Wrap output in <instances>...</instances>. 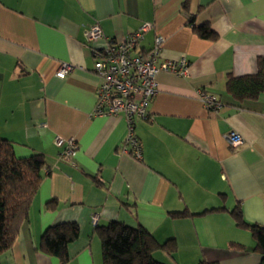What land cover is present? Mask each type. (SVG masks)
Returning a JSON list of instances; mask_svg holds the SVG:
<instances>
[{
    "label": "crops",
    "instance_id": "0c3cea01",
    "mask_svg": "<svg viewBox=\"0 0 264 264\" xmlns=\"http://www.w3.org/2000/svg\"><path fill=\"white\" fill-rule=\"evenodd\" d=\"M191 18L217 39L199 38ZM93 24L103 39L89 43L84 31ZM144 24L151 26L139 51L161 38V58H185L188 74L156 75L149 119L134 126L136 160L121 150L124 116L93 114L99 82L91 49ZM260 57L264 0H0V138L17 157L40 154L46 163L0 264H60L40 241L62 223L79 229L65 264H105L95 228L110 222L142 227L165 245L153 254L162 264H260L252 233L230 211L264 224V94L236 103L225 90L229 74H254ZM62 63L72 71L60 79ZM200 92L221 107L206 109ZM230 132L241 145L229 146ZM69 139L72 161L62 159Z\"/></svg>",
    "mask_w": 264,
    "mask_h": 264
},
{
    "label": "trees",
    "instance_id": "16d2710c",
    "mask_svg": "<svg viewBox=\"0 0 264 264\" xmlns=\"http://www.w3.org/2000/svg\"><path fill=\"white\" fill-rule=\"evenodd\" d=\"M189 24L199 38L209 41L217 39L216 33L208 25L196 27L192 18ZM225 90L236 103L252 101L264 94V58L256 60V72L252 75L236 77L229 74ZM45 164L40 154L17 157L12 144L0 138V257L12 248L22 222L28 217V210L39 188L41 171ZM230 214L238 227L250 230L255 240V251L260 255V264H264V224H247L237 208L231 210ZM182 215L184 214L173 216ZM95 230L101 241L105 264H162L154 259L153 254L165 248V245L158 244L142 227L134 228L119 222H110L96 227ZM78 236L79 229L75 223L49 227L41 237L40 250L46 255L56 257L60 264H65L68 262L67 246Z\"/></svg>",
    "mask_w": 264,
    "mask_h": 264
},
{
    "label": "built area",
    "instance_id": "2783aa9c",
    "mask_svg": "<svg viewBox=\"0 0 264 264\" xmlns=\"http://www.w3.org/2000/svg\"><path fill=\"white\" fill-rule=\"evenodd\" d=\"M144 24L122 42H109L101 48H92L93 74L98 83L94 115L117 117L124 116L127 123V134L122 145V152L134 159H141V143L134 134V126L141 120L149 119V105L157 92L156 75L159 72H170L178 76L188 74V63L185 58L165 60L161 58L162 39L157 38L154 46L148 51H139L143 34L150 28ZM84 36L89 43L103 39L98 24L88 26ZM72 71V66L60 64L56 77L63 79ZM200 100L208 110L217 111L221 105L218 101L199 93ZM230 147L242 144V138L234 132L226 135ZM60 142V139H57ZM75 140L69 139L62 159L72 161L76 154ZM97 217H92V224Z\"/></svg>",
    "mask_w": 264,
    "mask_h": 264
}]
</instances>
